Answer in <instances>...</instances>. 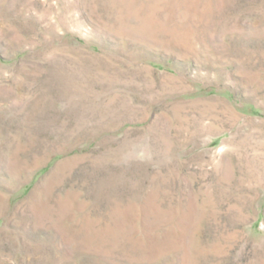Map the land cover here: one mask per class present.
<instances>
[{"label": "rangeland", "instance_id": "1", "mask_svg": "<svg viewBox=\"0 0 264 264\" xmlns=\"http://www.w3.org/2000/svg\"><path fill=\"white\" fill-rule=\"evenodd\" d=\"M0 264H264V0H0Z\"/></svg>", "mask_w": 264, "mask_h": 264}]
</instances>
